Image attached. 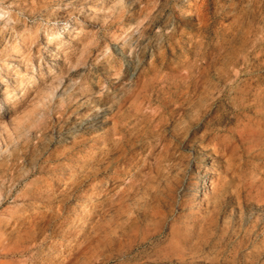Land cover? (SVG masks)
I'll return each instance as SVG.
<instances>
[{
  "label": "rangeland",
  "instance_id": "1",
  "mask_svg": "<svg viewBox=\"0 0 264 264\" xmlns=\"http://www.w3.org/2000/svg\"><path fill=\"white\" fill-rule=\"evenodd\" d=\"M0 264H264V0H0Z\"/></svg>",
  "mask_w": 264,
  "mask_h": 264
},
{
  "label": "bare ground",
  "instance_id": "2",
  "mask_svg": "<svg viewBox=\"0 0 264 264\" xmlns=\"http://www.w3.org/2000/svg\"><path fill=\"white\" fill-rule=\"evenodd\" d=\"M204 150H206V149H204Z\"/></svg>",
  "mask_w": 264,
  "mask_h": 264
}]
</instances>
